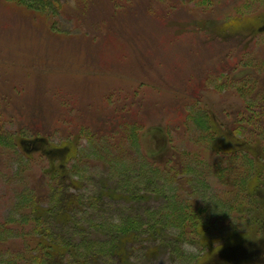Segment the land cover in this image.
Wrapping results in <instances>:
<instances>
[{"label":"rangeland","instance_id":"obj_1","mask_svg":"<svg viewBox=\"0 0 264 264\" xmlns=\"http://www.w3.org/2000/svg\"><path fill=\"white\" fill-rule=\"evenodd\" d=\"M193 235L264 264V0H0V264H184Z\"/></svg>","mask_w":264,"mask_h":264},{"label":"clouds","instance_id":"obj_2","mask_svg":"<svg viewBox=\"0 0 264 264\" xmlns=\"http://www.w3.org/2000/svg\"><path fill=\"white\" fill-rule=\"evenodd\" d=\"M194 197H200L204 201H211L214 205H218V208L215 209L216 211L220 207L219 201L211 195L194 194L192 198ZM113 223L115 225H120L122 221L117 216L113 218ZM204 242L205 239L203 235H201L199 239L196 235H193L192 237L186 238L184 240L183 244L181 245V256L183 258L184 264H192V261L197 257H203L199 260V264H205V262L210 258V253L207 256L204 255L202 247ZM172 255H175V253ZM165 264H167V258H165Z\"/></svg>","mask_w":264,"mask_h":264},{"label":"trees","instance_id":"obj_3","mask_svg":"<svg viewBox=\"0 0 264 264\" xmlns=\"http://www.w3.org/2000/svg\"><path fill=\"white\" fill-rule=\"evenodd\" d=\"M31 2L32 1H34V2H36V0H30ZM41 1V3H45V4H47V3H50L52 0H40Z\"/></svg>","mask_w":264,"mask_h":264}]
</instances>
